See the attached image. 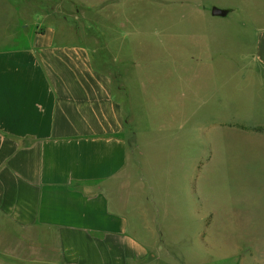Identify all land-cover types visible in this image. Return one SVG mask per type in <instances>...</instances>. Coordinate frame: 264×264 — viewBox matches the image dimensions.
I'll list each match as a JSON object with an SVG mask.
<instances>
[{
  "label": "crops",
  "instance_id": "1",
  "mask_svg": "<svg viewBox=\"0 0 264 264\" xmlns=\"http://www.w3.org/2000/svg\"><path fill=\"white\" fill-rule=\"evenodd\" d=\"M66 1L72 4L0 0V21L16 28L0 36V227L56 243L67 264H133L146 258L148 248L132 233L148 231L152 212L149 190L143 193L139 184L133 154H138V137L128 109L140 68L132 62V48L125 53L129 58L120 55L117 34L109 40L116 44L110 50L101 34L92 47L77 28L60 33L39 25V31L20 19L33 3L47 2L56 11ZM120 1L97 9L115 15ZM196 2V38L206 36L214 57L227 42L236 65L229 70L250 75L264 93V0ZM187 3L179 8L187 9ZM126 61L129 68L122 67ZM261 106L264 115L263 96ZM179 133L161 142L162 151L170 153L168 167L177 151L183 162ZM139 196L144 201L137 208Z\"/></svg>",
  "mask_w": 264,
  "mask_h": 264
},
{
  "label": "rangeland",
  "instance_id": "2",
  "mask_svg": "<svg viewBox=\"0 0 264 264\" xmlns=\"http://www.w3.org/2000/svg\"><path fill=\"white\" fill-rule=\"evenodd\" d=\"M108 1H66L56 11L36 2L20 19L39 31V25L60 33L77 28L92 47L101 34L110 50L117 34L120 55L129 58L126 51H134L132 62L140 69L128 109L140 151L133 154L152 212L148 231L132 233L148 248L146 258L133 264H264V121H255L264 117V93L250 75L230 71L235 63L227 42L214 57L206 36L196 38V0H118L115 15L97 9ZM182 1L190 7L179 8ZM15 29L0 21V36ZM178 130L183 162L177 151L168 167L170 153L161 142ZM137 198L138 208L144 199ZM40 238L0 227V264H67L56 243Z\"/></svg>",
  "mask_w": 264,
  "mask_h": 264
},
{
  "label": "trees",
  "instance_id": "3",
  "mask_svg": "<svg viewBox=\"0 0 264 264\" xmlns=\"http://www.w3.org/2000/svg\"><path fill=\"white\" fill-rule=\"evenodd\" d=\"M213 12H214V14H216V15H219V14H220V12L217 11V10H214Z\"/></svg>",
  "mask_w": 264,
  "mask_h": 264
},
{
  "label": "water",
  "instance_id": "4",
  "mask_svg": "<svg viewBox=\"0 0 264 264\" xmlns=\"http://www.w3.org/2000/svg\"><path fill=\"white\" fill-rule=\"evenodd\" d=\"M216 15V14H215Z\"/></svg>",
  "mask_w": 264,
  "mask_h": 264
}]
</instances>
